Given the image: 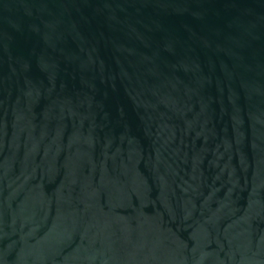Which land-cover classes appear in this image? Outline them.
Wrapping results in <instances>:
<instances>
[{
	"label": "water",
	"instance_id": "95a60500",
	"mask_svg": "<svg viewBox=\"0 0 264 264\" xmlns=\"http://www.w3.org/2000/svg\"><path fill=\"white\" fill-rule=\"evenodd\" d=\"M0 264H264V0H0Z\"/></svg>",
	"mask_w": 264,
	"mask_h": 264
}]
</instances>
